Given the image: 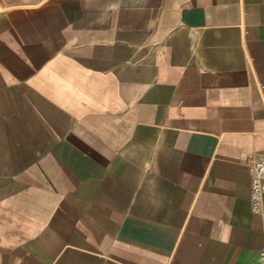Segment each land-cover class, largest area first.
Instances as JSON below:
<instances>
[{"label":"crops","instance_id":"1","mask_svg":"<svg viewBox=\"0 0 264 264\" xmlns=\"http://www.w3.org/2000/svg\"><path fill=\"white\" fill-rule=\"evenodd\" d=\"M256 160L264 0H0V264H264Z\"/></svg>","mask_w":264,"mask_h":264},{"label":"built area","instance_id":"2","mask_svg":"<svg viewBox=\"0 0 264 264\" xmlns=\"http://www.w3.org/2000/svg\"><path fill=\"white\" fill-rule=\"evenodd\" d=\"M252 182H251V208L253 213H259L264 204V162L256 160L251 164Z\"/></svg>","mask_w":264,"mask_h":264}]
</instances>
